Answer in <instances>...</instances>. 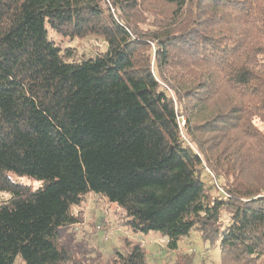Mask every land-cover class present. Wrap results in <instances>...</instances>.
I'll use <instances>...</instances> for the list:
<instances>
[{
    "label": "trees",
    "instance_id": "trees-1",
    "mask_svg": "<svg viewBox=\"0 0 264 264\" xmlns=\"http://www.w3.org/2000/svg\"><path fill=\"white\" fill-rule=\"evenodd\" d=\"M0 192V264H93L58 230L92 193L169 249L199 230L221 264H258L264 0H0ZM147 255L127 241L106 264Z\"/></svg>",
    "mask_w": 264,
    "mask_h": 264
},
{
    "label": "rangeland",
    "instance_id": "rangeland-1",
    "mask_svg": "<svg viewBox=\"0 0 264 264\" xmlns=\"http://www.w3.org/2000/svg\"><path fill=\"white\" fill-rule=\"evenodd\" d=\"M49 38L55 42H61L64 46L76 47L81 54L89 55L96 49L97 41L90 38L71 40L52 31H49ZM183 119L184 117L181 121L182 127ZM184 136L186 138V134ZM205 169L209 171L207 167ZM10 178L15 182L27 184L33 189H38L43 185L41 181L28 176L11 173ZM7 198V193L0 192V202ZM86 198L85 204L76 206L74 209L75 212L83 210L80 221L60 227L58 230L60 238L70 250L79 251L85 248L91 250L92 254L97 256L93 264H106L115 251H124L127 241L140 242L146 247L149 264H221L219 244L205 241L199 230H192L189 235L180 239L177 249H169L167 239L159 231L136 232L121 224L119 218L123 210L116 203L108 202L94 193ZM229 223L228 213L222 210L219 229H225ZM186 254L187 258H191L186 259L184 257ZM16 264H21V261L17 260ZM258 264H264V257Z\"/></svg>",
    "mask_w": 264,
    "mask_h": 264
},
{
    "label": "built area",
    "instance_id": "built-area-1",
    "mask_svg": "<svg viewBox=\"0 0 264 264\" xmlns=\"http://www.w3.org/2000/svg\"><path fill=\"white\" fill-rule=\"evenodd\" d=\"M98 228H100V226H98Z\"/></svg>",
    "mask_w": 264,
    "mask_h": 264
}]
</instances>
